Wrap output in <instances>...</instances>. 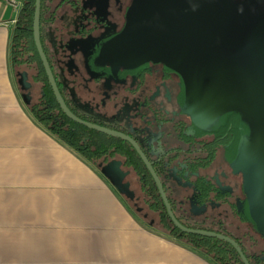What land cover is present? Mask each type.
<instances>
[{"label": "flooded vegetation", "instance_id": "1", "mask_svg": "<svg viewBox=\"0 0 264 264\" xmlns=\"http://www.w3.org/2000/svg\"><path fill=\"white\" fill-rule=\"evenodd\" d=\"M132 4L133 0H41V42L58 88L77 116L130 135L154 169H159L160 176L179 179L188 192L178 204L192 217L198 214L205 225L229 232L230 237L251 250L258 242L253 240V233L259 234L263 242L264 236L253 226L242 173L233 167L240 141L250 135L248 123L232 111L216 123L221 115L212 127H199L184 111L185 83L176 71L153 61L116 68L101 56L103 48L125 29ZM28 70L33 68L22 67L18 75L30 103L35 98L33 90L37 89L39 95L41 87L32 75H27ZM24 76L27 81H23ZM82 107L92 109L100 118L84 112ZM113 161H104L101 169L118 181L125 171ZM133 175L138 177L130 166ZM205 183L214 191L204 199L200 186ZM192 209L200 211L193 213ZM241 226L251 233L237 235L233 228ZM244 239L249 240L251 248ZM262 254L258 261L264 264Z\"/></svg>", "mask_w": 264, "mask_h": 264}, {"label": "crops", "instance_id": "2", "mask_svg": "<svg viewBox=\"0 0 264 264\" xmlns=\"http://www.w3.org/2000/svg\"><path fill=\"white\" fill-rule=\"evenodd\" d=\"M25 0H0V264H221L146 224L31 113L12 60Z\"/></svg>", "mask_w": 264, "mask_h": 264}, {"label": "water", "instance_id": "3", "mask_svg": "<svg viewBox=\"0 0 264 264\" xmlns=\"http://www.w3.org/2000/svg\"><path fill=\"white\" fill-rule=\"evenodd\" d=\"M40 18L41 0H36L35 44L65 114L90 129L124 139L136 149L178 229L224 240L236 249L244 264H251L234 238L190 228L178 220L162 180L136 140L72 112L44 51ZM101 56L116 68L153 61L176 71L185 83L184 111L199 127L210 126L227 112L240 113L250 135L240 141L233 167L242 173L251 217L264 234V0H133L125 29L103 48Z\"/></svg>", "mask_w": 264, "mask_h": 264}, {"label": "trees", "instance_id": "4", "mask_svg": "<svg viewBox=\"0 0 264 264\" xmlns=\"http://www.w3.org/2000/svg\"><path fill=\"white\" fill-rule=\"evenodd\" d=\"M34 12L35 0H25L12 37V60L17 73L22 67L33 68L32 80L40 83V94L34 95L35 98L28 103V107L36 120L97 167L101 168L103 162L110 159L119 162L124 171L130 170V166H132L138 175L137 183L142 194L141 200L147 207L148 213H153L151 216L150 214L145 216L151 224L188 245L210 254L221 264H244L230 243L218 238L185 233L171 222L153 177L129 142L90 129L71 120L65 114L54 95L35 46L33 36ZM238 114L240 115V113ZM156 171L164 184L172 209L182 224L190 228L216 231L230 236L229 232H221L216 227L205 225L204 221L194 220L189 211L183 209L178 204L179 201L173 197L170 185L172 179L160 176L161 173L158 168ZM182 180L189 179L182 178ZM200 187V196L204 199L211 196L214 191V187L206 183L201 184ZM253 226L256 228V224ZM261 234L264 236L263 233ZM240 245L251 264H261V261L258 260L264 251H251L248 250L247 246L245 247L241 243Z\"/></svg>", "mask_w": 264, "mask_h": 264}, {"label": "rangeland", "instance_id": "5", "mask_svg": "<svg viewBox=\"0 0 264 264\" xmlns=\"http://www.w3.org/2000/svg\"><path fill=\"white\" fill-rule=\"evenodd\" d=\"M62 73H64V72L62 71ZM32 74H33V71L28 70L27 75L30 77V75H32ZM25 77L26 76L22 77L23 81L26 80ZM65 83H66V85L69 86V83L66 81V78H65ZM36 92H37V89H34L33 94L36 95ZM82 109L84 112L88 113L89 115H93L94 117L100 118V115H98V113H94V111H92V109H90L88 107H85V108L82 107ZM224 116L225 115L221 116L219 118L218 122H216V123H219V121L225 120ZM101 117L103 118V116H101ZM121 121H123V120H121ZM210 127H212V126L210 125ZM113 163L118 164L119 162L113 161ZM110 165H112V164L110 163ZM97 168L102 170V172L105 174V176L108 178V180H110V182L116 187V189L118 190L120 195L128 203V205L133 208V211L135 212V214L142 221H144L146 224H150L151 226H154L153 224H151V222L149 220H147L145 218V216H147L149 214L151 216V215H153V213H151V212L148 213L147 207L144 205V203L141 200L142 194L140 192L139 185L137 183V177H135L134 175L131 177L130 176V170L128 169V170H125V175L122 177V179L117 181L111 174H109V172H104L103 169H101L100 167H97ZM114 179H115V181H114ZM116 182H118L119 186L116 184ZM170 185L172 188L173 197L177 200L180 197H182L184 193L188 192V189H184V186L180 183L179 179H172L170 182ZM191 211H193V213H199L198 211H200V210L192 209ZM195 217L199 220L201 219V217L198 216V214L193 217L194 220L196 219ZM149 218H151V217H149ZM233 229L237 235H242L244 232H246L247 234L251 233L249 231V229H246V227H244V226H241V228H239V229L238 228H233ZM253 238H254L253 240L258 241L256 243L255 247H253V248H251V246H250L251 244L249 243V240L244 239V241L248 245V247L251 248V251L264 250V242L262 241L261 236L259 234L253 233Z\"/></svg>", "mask_w": 264, "mask_h": 264}]
</instances>
